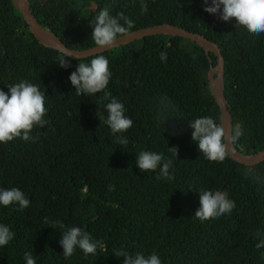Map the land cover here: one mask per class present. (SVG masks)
Masks as SVG:
<instances>
[{
    "label": "trees",
    "instance_id": "16d2710c",
    "mask_svg": "<svg viewBox=\"0 0 264 264\" xmlns=\"http://www.w3.org/2000/svg\"><path fill=\"white\" fill-rule=\"evenodd\" d=\"M27 3L37 23L70 49L95 45L90 22L105 7L132 19L131 30L169 23L207 38L223 60L230 126L242 122L244 129L234 148L244 154L264 149V34L206 13L203 0H145L143 14L140 0ZM98 55L109 60L112 72L105 91L133 121L126 133H112L99 119H106L111 97L78 96L69 80L78 63ZM67 57L37 43L10 0H0V90L28 81L45 93L48 108V123L31 133L35 142L0 144V188H18L30 201L22 211L0 205V224L15 233L0 247V264H26L25 253L36 264H123L113 255L120 250L155 252L161 264H264V247H256L264 239V160L252 166L229 158L210 162L191 139L189 121L207 116L219 123L206 82L214 55L181 37L150 35L84 58ZM61 58L71 67L61 68ZM119 135L126 146L117 143ZM142 150L172 159L174 179H157L159 169L140 172L136 157ZM201 189L226 191L236 207L200 222L194 214ZM53 221L65 228L49 227ZM71 227L104 241L107 251L85 256L77 248L65 258L59 241Z\"/></svg>",
    "mask_w": 264,
    "mask_h": 264
},
{
    "label": "clouds",
    "instance_id": "9594fccd",
    "mask_svg": "<svg viewBox=\"0 0 264 264\" xmlns=\"http://www.w3.org/2000/svg\"><path fill=\"white\" fill-rule=\"evenodd\" d=\"M203 4V11L218 16L221 21L230 22L234 19L236 27L244 28L255 36L264 34V0H203ZM140 7L142 14L148 11L145 0H140ZM90 24L93 27L90 37L100 48H112L135 26L134 21L124 12H118L113 16L110 15L107 7L100 10L94 17V23L90 22ZM67 58H61L59 63L61 68L71 67ZM160 59L167 60L165 52L160 53ZM111 77L109 60L104 55H98L92 58L90 63H78L76 70L70 74L69 80L78 96H94L104 92V99H109L111 94L105 90ZM8 89L7 93L0 90V144H8L17 138L35 142V137L31 135L33 129L44 127L48 123L45 119L48 114L45 93L39 86L25 80L9 85ZM105 107L107 117L106 119L99 117V119L100 121L103 119L112 133H126L133 126L132 119L125 115L124 104L116 97H111ZM169 107H172L170 101ZM189 127L193 130L192 141L197 143L199 152L203 153L210 162L226 160L230 155V146L237 144L244 133L242 122H237L226 129L222 123L207 116L189 121ZM117 143L126 146L128 140L125 136L119 135ZM172 149L178 156L177 150ZM136 165L142 173L159 169L157 179L166 181L174 179V173L170 172L173 168V160L162 154L142 150L136 157ZM244 175L248 178L249 172L246 170ZM252 179L258 180L259 177L252 173ZM109 188L115 190L114 186ZM0 205L4 207L17 205V210L22 211L29 207L30 201L18 188H0ZM235 207V201L229 198L226 191L201 189L199 208L195 211L194 217L200 222H205L231 214ZM57 226L61 229L65 228V225L59 221H53L49 227L56 229ZM14 236L15 233L8 226L0 224V247L7 245ZM59 243L65 258L72 257L77 248L82 250L85 256L89 254L97 256L98 250L107 251L104 241L93 239L90 233L81 227L68 228L61 235ZM256 247H264V239H261ZM113 255L117 258L123 257V264H161L155 252L145 255L139 251L132 254L120 250ZM25 260L26 264H36V260L30 253H25Z\"/></svg>",
    "mask_w": 264,
    "mask_h": 264
},
{
    "label": "water",
    "instance_id": "95a60500",
    "mask_svg": "<svg viewBox=\"0 0 264 264\" xmlns=\"http://www.w3.org/2000/svg\"><path fill=\"white\" fill-rule=\"evenodd\" d=\"M12 6L19 12L22 20L26 24L27 31L33 36L37 43L42 46L54 49L58 52L70 56V58H84L90 55H94L100 52L107 51L109 49L128 44L135 40L142 39L143 37L150 35H167V36H177L188 41L195 43L199 46L204 54L208 57V54L211 53L214 55L215 63L212 64V61L209 59V64L206 70V82L209 94L211 95L212 100L216 104L219 115L218 121L222 123L225 128H231L230 126V115L226 107V100L223 96L222 88V78H223V60L220 55L218 46L208 40L207 38L201 36L196 32H190L184 28L169 24V23H159L154 24L134 30H130L129 34L121 37L115 46L112 48H100L96 45L85 48V49H70L65 46L56 35L49 32L44 27L40 26L37 21L34 19L33 15L30 12L28 7L27 0H10ZM230 155L229 159L236 161L238 163L252 166L257 163H260L264 160V149L250 153L244 154L239 152L234 148L233 145L229 148Z\"/></svg>",
    "mask_w": 264,
    "mask_h": 264
}]
</instances>
